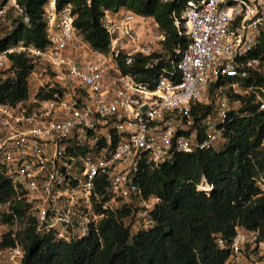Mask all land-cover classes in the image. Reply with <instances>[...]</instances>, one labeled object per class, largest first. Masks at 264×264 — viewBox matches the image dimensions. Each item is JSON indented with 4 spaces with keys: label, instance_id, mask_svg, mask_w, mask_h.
<instances>
[{
    "label": "built area",
    "instance_id": "2783aa9c",
    "mask_svg": "<svg viewBox=\"0 0 264 264\" xmlns=\"http://www.w3.org/2000/svg\"><path fill=\"white\" fill-rule=\"evenodd\" d=\"M8 11L17 24L29 23L9 0L0 5V26ZM173 16L187 47L151 82L123 74L119 63L163 54L166 36L154 17L130 10L105 12L111 42L102 52L76 30L71 5L58 9L49 0L46 48L21 42L0 51V70L11 68L14 53L35 66L34 94L0 104V172L28 204L36 234L73 243L100 234L102 221L119 213L132 236L148 231L161 200L144 195L140 172L181 154L221 150L229 125L250 113V98L264 111V82L244 85L253 71L264 76V60L249 58L264 37V0H186ZM255 184L264 194L263 175ZM197 189L209 194L214 187L203 177ZM217 245L230 251L225 264H264L257 232L238 229L230 243L219 237ZM23 258L20 246L0 248V264Z\"/></svg>",
    "mask_w": 264,
    "mask_h": 264
},
{
    "label": "trees",
    "instance_id": "16d2710c",
    "mask_svg": "<svg viewBox=\"0 0 264 264\" xmlns=\"http://www.w3.org/2000/svg\"><path fill=\"white\" fill-rule=\"evenodd\" d=\"M9 0H5L7 3ZM29 17L0 40V51L24 43L37 49L47 45L45 6L49 0H16ZM186 0H56L58 9L71 5L74 26L94 49L107 52L111 38L103 27L106 11L130 10L154 17L165 33L164 53L138 55L134 63L119 65L139 82H151L158 72L172 69L187 47V37L179 35L173 14L180 17ZM249 58L264 60V37ZM10 75L0 78V104L16 105L28 100L29 78L35 68L26 54L9 56ZM264 76L253 71L244 85L263 84ZM250 113L236 118L228 127L226 143L219 151L181 154L158 169L140 172L137 183L146 197L161 200L154 213L156 224L132 236L122 221L124 214L109 215L92 232L73 243L56 241L52 235L35 231L29 206L19 200L9 180L0 172V223L25 224L22 232L9 231L0 248L20 246L22 264H225L230 251L220 250L218 238L230 243L238 229L257 232L264 242V194L255 178L264 176V111L250 98ZM203 177L214 189L199 191ZM5 207V210L2 208ZM21 242V245L18 243Z\"/></svg>",
    "mask_w": 264,
    "mask_h": 264
},
{
    "label": "rangeland",
    "instance_id": "374dc122",
    "mask_svg": "<svg viewBox=\"0 0 264 264\" xmlns=\"http://www.w3.org/2000/svg\"><path fill=\"white\" fill-rule=\"evenodd\" d=\"M5 0H0V5L4 2ZM9 8H11L10 3L8 4ZM12 9V8H11ZM16 18L14 16V13L12 11H8V15L6 19L1 23L0 26V39L5 38L11 30V26L16 23ZM10 69H4L0 70V78H5L10 75ZM36 83H33V86H35ZM32 90V88H31ZM33 91H31L30 95H33ZM2 210H5V207L2 208ZM25 228V224L22 223H16L14 226H8L4 223H0V241L2 240L3 236L8 233L9 231H13L14 233H19L22 232ZM21 245V242H18Z\"/></svg>",
    "mask_w": 264,
    "mask_h": 264
},
{
    "label": "crops",
    "instance_id": "0c3cea01",
    "mask_svg": "<svg viewBox=\"0 0 264 264\" xmlns=\"http://www.w3.org/2000/svg\"><path fill=\"white\" fill-rule=\"evenodd\" d=\"M243 264H250V262L248 261V259L243 261Z\"/></svg>",
    "mask_w": 264,
    "mask_h": 264
}]
</instances>
